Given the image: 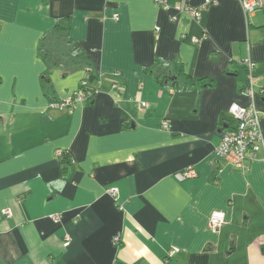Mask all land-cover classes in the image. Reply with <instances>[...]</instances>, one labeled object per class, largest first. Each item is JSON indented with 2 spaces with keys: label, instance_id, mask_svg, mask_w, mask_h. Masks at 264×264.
<instances>
[{
  "label": "crops",
  "instance_id": "obj_1",
  "mask_svg": "<svg viewBox=\"0 0 264 264\" xmlns=\"http://www.w3.org/2000/svg\"><path fill=\"white\" fill-rule=\"evenodd\" d=\"M167 1L203 7L200 19L154 0H0V264H264V146L243 168L213 152L235 124L229 107L248 102L247 57L264 113V7ZM66 16L89 61L71 72L38 52ZM165 60L193 83L159 84L151 69ZM45 76L55 99L82 78L95 94L47 109ZM59 149L73 160L64 173ZM187 167L196 177L177 180ZM213 211L226 216L217 231Z\"/></svg>",
  "mask_w": 264,
  "mask_h": 264
},
{
  "label": "built area",
  "instance_id": "obj_2",
  "mask_svg": "<svg viewBox=\"0 0 264 264\" xmlns=\"http://www.w3.org/2000/svg\"><path fill=\"white\" fill-rule=\"evenodd\" d=\"M213 0H207V3ZM240 4L244 14L247 16L255 10L264 7V0H237ZM154 2L161 8L168 10L173 9L176 12H184L195 20H199L201 17V10L203 7L193 8L184 3L175 4L173 6L168 4L167 0H154ZM205 6V5H203ZM204 37V36H203ZM203 37H190L192 43H198ZM181 38H186L182 35ZM247 72V79L245 89L242 94L247 98L246 105H240L233 103L229 107V113L235 120L234 126L227 128L221 134L219 142L214 146L213 152L216 157L224 159L230 165L236 168H243L246 161L254 159L257 152L264 146L261 124L260 121L264 119V113L259 114L255 106L256 96V79L254 75V62L250 58H245L241 61ZM86 81H81V85L77 87L68 97L58 99L57 101H51L47 103V109H57L67 113H71L74 108L83 101L87 100V97L91 95V92L85 90ZM113 90H120L117 82L112 84ZM260 93L263 94V89H260ZM144 105V104H142ZM166 123H163V127H166ZM60 150L56 152L59 156ZM196 171L192 167H187L182 171L176 173L174 176L177 180L182 181L188 178L196 177ZM107 193L112 197L116 194L115 187H109ZM3 215L6 217L11 215L10 209H4ZM50 218L53 222L57 223L60 220V215L52 214ZM225 213L222 211H213L209 217V228L212 231H217L225 223ZM70 238L65 237L63 242L64 246L69 244ZM115 243L118 242V238H114ZM177 248L173 247L169 250L168 255L171 256ZM121 264V263H114Z\"/></svg>",
  "mask_w": 264,
  "mask_h": 264
},
{
  "label": "trees",
  "instance_id": "obj_3",
  "mask_svg": "<svg viewBox=\"0 0 264 264\" xmlns=\"http://www.w3.org/2000/svg\"><path fill=\"white\" fill-rule=\"evenodd\" d=\"M70 17L58 18L54 26L43 33L38 42V52L45 58L46 64L50 68H65L68 72L78 70L89 64L88 59L80 50L79 45L71 38L70 34ZM160 64L161 68L154 66L151 71L154 74L156 81L161 85L173 84L177 86V89L184 90L193 83L190 77L181 71H175L172 68L171 62L163 61ZM85 80L82 78L81 81ZM79 82L78 87L81 85ZM201 86L209 85V83L202 82ZM246 84V83H245ZM85 90L91 92V95L87 97V100H91L95 94V90L88 87L86 84ZM245 87L243 88V90ZM264 94V85L262 86ZM43 93L51 101H57L53 97L54 90L48 77L43 79ZM60 155L57 156L61 162V169L63 173L67 171L73 160L68 150L59 149ZM233 246L230 247L232 249ZM264 251V247H263Z\"/></svg>",
  "mask_w": 264,
  "mask_h": 264
},
{
  "label": "water",
  "instance_id": "obj_4",
  "mask_svg": "<svg viewBox=\"0 0 264 264\" xmlns=\"http://www.w3.org/2000/svg\"><path fill=\"white\" fill-rule=\"evenodd\" d=\"M263 101H264V98H263Z\"/></svg>",
  "mask_w": 264,
  "mask_h": 264
},
{
  "label": "rangeland",
  "instance_id": "obj_5",
  "mask_svg": "<svg viewBox=\"0 0 264 264\" xmlns=\"http://www.w3.org/2000/svg\"><path fill=\"white\" fill-rule=\"evenodd\" d=\"M256 90V89H255Z\"/></svg>",
  "mask_w": 264,
  "mask_h": 264
}]
</instances>
